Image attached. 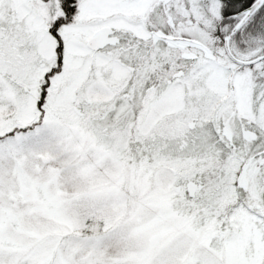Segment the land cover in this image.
<instances>
[{
  "label": "snow or ice",
  "instance_id": "obj_1",
  "mask_svg": "<svg viewBox=\"0 0 264 264\" xmlns=\"http://www.w3.org/2000/svg\"><path fill=\"white\" fill-rule=\"evenodd\" d=\"M0 264H264V0H0Z\"/></svg>",
  "mask_w": 264,
  "mask_h": 264
}]
</instances>
